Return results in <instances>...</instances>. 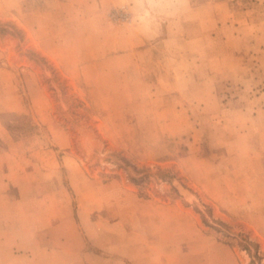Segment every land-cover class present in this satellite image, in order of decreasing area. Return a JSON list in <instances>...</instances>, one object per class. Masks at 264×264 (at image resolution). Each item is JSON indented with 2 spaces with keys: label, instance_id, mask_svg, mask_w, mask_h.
Segmentation results:
<instances>
[{
  "label": "rangeland",
  "instance_id": "374dc122",
  "mask_svg": "<svg viewBox=\"0 0 264 264\" xmlns=\"http://www.w3.org/2000/svg\"><path fill=\"white\" fill-rule=\"evenodd\" d=\"M262 29L264 0H0V172L28 157L97 253L264 264Z\"/></svg>",
  "mask_w": 264,
  "mask_h": 264
},
{
  "label": "crops",
  "instance_id": "0c3cea01",
  "mask_svg": "<svg viewBox=\"0 0 264 264\" xmlns=\"http://www.w3.org/2000/svg\"><path fill=\"white\" fill-rule=\"evenodd\" d=\"M1 96L0 104L6 103L1 105L2 111L22 109L18 95H12L9 101ZM6 131L0 121V136H5ZM9 142L17 149L21 144L16 140ZM18 152L9 153L8 170L0 172V264H176L174 253L161 258L153 247L149 252L136 255L127 251L114 257L111 252L97 253L88 247L87 238L68 235L59 215L55 220L49 219V205L41 192L29 197L28 157ZM92 243L96 244L94 240ZM203 256V246L197 243L191 254L184 255V259L191 258L184 264H205Z\"/></svg>",
  "mask_w": 264,
  "mask_h": 264
},
{
  "label": "trees",
  "instance_id": "16d2710c",
  "mask_svg": "<svg viewBox=\"0 0 264 264\" xmlns=\"http://www.w3.org/2000/svg\"><path fill=\"white\" fill-rule=\"evenodd\" d=\"M204 221L206 222V224H208V222L206 221L205 218H204ZM251 245H253V242L252 241H249L247 239H246V243H243L244 248L247 249L250 253L252 252V249L250 247ZM254 256L261 257L258 243H255Z\"/></svg>",
  "mask_w": 264,
  "mask_h": 264
}]
</instances>
